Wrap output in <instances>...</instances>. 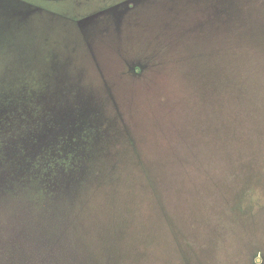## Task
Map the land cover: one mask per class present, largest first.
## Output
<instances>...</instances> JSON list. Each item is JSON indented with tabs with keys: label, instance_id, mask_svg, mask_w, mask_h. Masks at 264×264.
I'll list each match as a JSON object with an SVG mask.
<instances>
[{
	"label": "rangeland",
	"instance_id": "rangeland-1",
	"mask_svg": "<svg viewBox=\"0 0 264 264\" xmlns=\"http://www.w3.org/2000/svg\"><path fill=\"white\" fill-rule=\"evenodd\" d=\"M0 264H264V0H0Z\"/></svg>",
	"mask_w": 264,
	"mask_h": 264
}]
</instances>
